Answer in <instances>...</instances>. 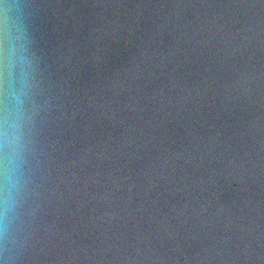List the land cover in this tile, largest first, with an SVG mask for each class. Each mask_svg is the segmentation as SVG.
Returning a JSON list of instances; mask_svg holds the SVG:
<instances>
[{
  "label": "water",
  "instance_id": "water-1",
  "mask_svg": "<svg viewBox=\"0 0 264 264\" xmlns=\"http://www.w3.org/2000/svg\"><path fill=\"white\" fill-rule=\"evenodd\" d=\"M0 264H264V0H0Z\"/></svg>",
  "mask_w": 264,
  "mask_h": 264
}]
</instances>
